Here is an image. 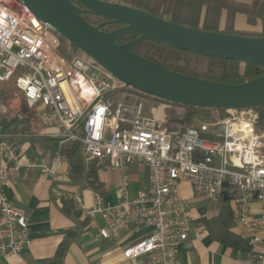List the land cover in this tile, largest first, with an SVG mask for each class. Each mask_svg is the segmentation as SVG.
I'll return each mask as SVG.
<instances>
[{
  "label": "built area",
  "instance_id": "1",
  "mask_svg": "<svg viewBox=\"0 0 264 264\" xmlns=\"http://www.w3.org/2000/svg\"><path fill=\"white\" fill-rule=\"evenodd\" d=\"M51 35L20 0H0V83L12 82L44 134L77 141L86 161L121 173L132 162L147 168V185L132 198L122 175L115 204L103 203L98 192L91 207L77 194L67 195L91 223L101 218L98 236L116 237L131 223L151 227L122 249L123 257L177 264L179 245L190 233L204 232L189 215L181 182L201 199L222 197L227 182L235 191L234 221L258 245L264 231V129L257 128L258 113L228 109L214 123L169 130L154 100L125 90L112 74L81 57L65 59ZM63 159L55 153L25 167L54 176ZM22 167L17 140L0 124V255L19 254L31 244L27 215L4 193ZM251 200L261 204L260 213L250 211Z\"/></svg>",
  "mask_w": 264,
  "mask_h": 264
},
{
  "label": "crops",
  "instance_id": "2",
  "mask_svg": "<svg viewBox=\"0 0 264 264\" xmlns=\"http://www.w3.org/2000/svg\"><path fill=\"white\" fill-rule=\"evenodd\" d=\"M250 4L254 0H238ZM264 4V0H259ZM226 14L222 12L219 30L226 24ZM232 30L259 31L260 23L247 22L243 14L236 13L229 21ZM3 109V110H2ZM0 109V124L4 134L10 135L18 142L20 170L16 181L4 193L13 206L23 211L29 222L31 244L19 254L0 255V264H147L145 256L125 259L122 249L148 235L151 227L131 223L122 234L112 238H101L97 227L102 225L99 216L94 223L77 208L68 194H77L85 207L94 203V192L83 177L76 178L71 169L67 155L61 151L66 143L44 134L32 113L21 101L19 106L13 105ZM216 112L215 110H211ZM224 111V115H225ZM79 156L83 164L86 161L79 148ZM55 153L63 155L54 176L41 174L37 169H26L25 165L36 162L43 156ZM103 170L102 173L100 170ZM122 175L128 180L127 196L132 198L137 191L147 185V168L140 162H132L124 172L98 167V176L104 185L99 193L103 203L115 204L119 199L116 187ZM187 185L189 192L184 197L189 204V215L197 225L204 227L201 237L194 232L183 241L177 251V264H264V231L261 241L254 246L249 235L243 233L234 221L235 191L227 187L225 192L228 200L201 199L195 197L189 183L181 182L180 187ZM222 206L228 207V234L242 240L241 245L221 241L223 229L215 221ZM250 211L258 214L262 211L261 204L256 200L249 202ZM205 220L215 221L206 223ZM261 256L257 259L256 256Z\"/></svg>",
  "mask_w": 264,
  "mask_h": 264
},
{
  "label": "water",
  "instance_id": "3",
  "mask_svg": "<svg viewBox=\"0 0 264 264\" xmlns=\"http://www.w3.org/2000/svg\"><path fill=\"white\" fill-rule=\"evenodd\" d=\"M47 28L65 39L125 87L187 107L254 108L264 105V74L238 84L189 76L169 70L134 52L144 40L207 57L264 66V37L208 31L173 23L117 2L104 0H20ZM107 20L90 24L83 13ZM119 24L103 31V24ZM135 34L124 43L116 40ZM227 182L223 187L227 188ZM226 192L223 201L228 200Z\"/></svg>",
  "mask_w": 264,
  "mask_h": 264
},
{
  "label": "trees",
  "instance_id": "4",
  "mask_svg": "<svg viewBox=\"0 0 264 264\" xmlns=\"http://www.w3.org/2000/svg\"><path fill=\"white\" fill-rule=\"evenodd\" d=\"M109 2H117L126 6H130L135 9L143 10L152 15L163 17L173 23L199 28L208 31L234 33L245 36H258L264 37V4L259 0H254L250 4L239 2L238 0H104ZM222 12H225V26L223 30H219V23ZM240 13L246 17L248 23L253 24L256 21L260 23L259 31H243L232 30L229 27V21L236 14ZM83 17L92 25H99L107 19L93 13H83ZM119 24L102 25L101 30L111 31L119 27ZM59 36V35H58ZM135 34L124 35L116 40L117 43H124L131 38H134ZM67 42V41H66ZM70 51H79L69 42ZM134 52L142 55L144 58L154 61L161 66L189 76L218 81L229 84H238L258 77L264 74V66L245 63L246 70L243 75H239L235 71L236 61L219 59L214 57H207L198 54H193L179 49L173 48L166 44L144 40L140 42L135 48ZM169 58V59H168ZM146 97L153 98L156 101L169 103L175 106V103H170L156 97L142 94ZM181 105V104H178ZM183 106V105H182ZM187 107V106H186ZM194 108V107H190ZM202 111L217 110L223 111V109H208V108H194ZM258 113L256 124L259 127L264 128V105L252 108ZM175 123L174 126L166 125L167 129L174 130L177 128L185 129L192 127L193 115L188 117L180 116L178 119H172ZM61 151L67 155L69 159L71 169L73 170L76 178L83 177L85 183L98 191L103 192L104 185L100 181L98 176V166L95 162H90L86 166L83 164L81 157L79 156V144L77 141H65ZM221 198V197H220ZM228 207L222 206L220 213L216 216L215 221H218L221 229H223V235L221 241L226 243H233L236 246L241 245L242 240L228 234ZM205 220L206 223L215 222Z\"/></svg>",
  "mask_w": 264,
  "mask_h": 264
},
{
  "label": "rangeland",
  "instance_id": "5",
  "mask_svg": "<svg viewBox=\"0 0 264 264\" xmlns=\"http://www.w3.org/2000/svg\"><path fill=\"white\" fill-rule=\"evenodd\" d=\"M51 31V40L57 43V52L64 57L65 59H69L72 56H78L86 60L88 63L98 66L91 58H89L87 55L80 51H70V47L68 46L67 42L65 39L62 37L58 36L55 32ZM169 59V58H168ZM246 70V65L245 63L238 62V64L235 65V71L239 75H243L244 71ZM125 90L134 92L136 94H139L140 96L145 97L148 100H154V106L157 107L156 111L158 116L164 114L165 115V120H166V125L168 126H174L175 123L172 122V119H179L181 115L184 117H188L190 115H193V125H198L200 123H214L215 121H219L224 117V111H217L212 112L211 110L209 111H202L182 105L175 104H169L161 101H156L153 98L146 97L144 95H141L140 92L130 88V87H125ZM22 101V98L19 94V92L16 90L12 82H1L0 83V109L5 106V109H8L9 107H13V105L19 106ZM3 110V109H2ZM254 112L257 113L253 109ZM258 129H264L263 127L257 126ZM96 165V164H95ZM102 169L100 172L102 173ZM181 193L184 195V193L189 192V187L187 185L181 186ZM218 200V198H217Z\"/></svg>",
  "mask_w": 264,
  "mask_h": 264
}]
</instances>
